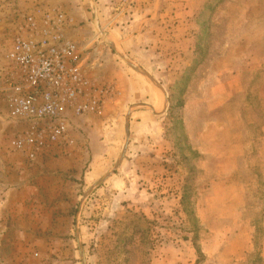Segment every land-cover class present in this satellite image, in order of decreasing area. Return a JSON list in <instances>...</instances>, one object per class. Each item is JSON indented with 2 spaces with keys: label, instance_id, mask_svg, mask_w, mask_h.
I'll return each mask as SVG.
<instances>
[{
  "label": "rangeland",
  "instance_id": "rangeland-1",
  "mask_svg": "<svg viewBox=\"0 0 264 264\" xmlns=\"http://www.w3.org/2000/svg\"><path fill=\"white\" fill-rule=\"evenodd\" d=\"M55 10L111 92L16 150L3 58ZM0 36V264H264V0H0Z\"/></svg>",
  "mask_w": 264,
  "mask_h": 264
},
{
  "label": "built area",
  "instance_id": "built-area-1",
  "mask_svg": "<svg viewBox=\"0 0 264 264\" xmlns=\"http://www.w3.org/2000/svg\"><path fill=\"white\" fill-rule=\"evenodd\" d=\"M67 21L61 10L46 14L41 23L29 16L3 58L9 116L27 123L12 140L16 150L41 149L66 138L69 115L100 113L110 95V87H95L81 73L80 52L65 33Z\"/></svg>",
  "mask_w": 264,
  "mask_h": 264
},
{
  "label": "trees",
  "instance_id": "trees-1",
  "mask_svg": "<svg viewBox=\"0 0 264 264\" xmlns=\"http://www.w3.org/2000/svg\"><path fill=\"white\" fill-rule=\"evenodd\" d=\"M180 104H182V102H180Z\"/></svg>",
  "mask_w": 264,
  "mask_h": 264
}]
</instances>
